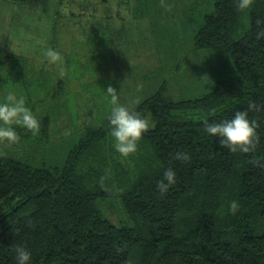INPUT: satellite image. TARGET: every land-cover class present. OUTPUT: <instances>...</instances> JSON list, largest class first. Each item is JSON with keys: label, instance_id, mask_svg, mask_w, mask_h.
I'll return each instance as SVG.
<instances>
[{"label": "trees", "instance_id": "1", "mask_svg": "<svg viewBox=\"0 0 264 264\" xmlns=\"http://www.w3.org/2000/svg\"><path fill=\"white\" fill-rule=\"evenodd\" d=\"M49 20L59 68L46 55L0 50V82L25 95L41 122L38 134L18 127L20 141L0 146V264H16L17 245L32 253L27 264H264V0L245 9L238 0L213 2L193 49L229 54L234 74L193 100L168 101L159 92L146 98L132 111L151 112L155 125L128 156L113 146L110 113L89 104L110 100L105 91L115 80L100 75L109 58L90 50L87 37L68 33L60 42L57 22ZM45 100L55 104L40 106ZM79 107L92 128L75 125ZM237 110L255 121L248 151L205 131V123ZM58 113L78 138L61 165L46 166L34 153L53 138L51 116ZM169 168L175 182L162 192ZM109 198L121 201L130 226L104 217L97 201Z\"/></svg>", "mask_w": 264, "mask_h": 264}, {"label": "rangeland", "instance_id": "2", "mask_svg": "<svg viewBox=\"0 0 264 264\" xmlns=\"http://www.w3.org/2000/svg\"><path fill=\"white\" fill-rule=\"evenodd\" d=\"M214 1L35 0L31 3L44 5L40 7L0 0V50L7 48L18 56L44 57L51 45L50 32L53 36L51 20L42 18L47 14L57 22L56 37L60 42L65 43L68 33L79 40L87 37L90 50L93 47L109 58L100 75L114 78L115 82L110 84L118 91L119 102L130 110L158 92L168 101L193 100L211 92L220 77L234 74L229 54L193 49L195 31ZM87 51L83 48V57ZM55 66L59 68L57 63ZM46 78L55 83L53 76ZM10 90L0 82V98ZM91 101L102 115L110 113V100L94 98L89 104ZM47 102L40 106H46ZM146 117L153 128L152 113L148 112ZM51 121L53 138L34 153L36 161H44L46 166L61 165L78 138L62 114L51 116ZM75 125L79 129L92 128L94 120L86 109L79 107ZM97 206L112 223L131 225L118 198L99 199Z\"/></svg>", "mask_w": 264, "mask_h": 264}, {"label": "clouds", "instance_id": "3", "mask_svg": "<svg viewBox=\"0 0 264 264\" xmlns=\"http://www.w3.org/2000/svg\"><path fill=\"white\" fill-rule=\"evenodd\" d=\"M249 3L250 0H238V6L241 9L247 8ZM45 55L51 62L61 60L62 56L54 48H48ZM117 92L111 84L107 86L105 91L109 95L112 105L108 120L111 125V135L114 137L113 146L115 150L123 156H128L137 151L138 141L152 126V122L149 117L142 116L130 110L125 104L120 103ZM255 103L251 98L248 100L250 108ZM254 126L255 121L250 119L243 110L235 111L231 118L220 122L205 123L204 125L205 131L220 137L222 144L243 151L250 150L255 142L256 132ZM18 127L30 131L32 135H36L40 131L41 122L32 108L28 106L25 95L10 90L3 98H0V143L14 144L19 142L21 136L17 131ZM177 155L187 158L186 153H178ZM175 175L174 170L171 168L165 170L164 180L159 182L162 192L175 182ZM164 181H167V183ZM236 203L235 200L229 199L227 206L228 208H234ZM15 253L16 264H27L32 256V253L22 245L15 247Z\"/></svg>", "mask_w": 264, "mask_h": 264}, {"label": "crops", "instance_id": "4", "mask_svg": "<svg viewBox=\"0 0 264 264\" xmlns=\"http://www.w3.org/2000/svg\"><path fill=\"white\" fill-rule=\"evenodd\" d=\"M33 5H37V6H40V7L44 6L43 4H39V3L33 4ZM33 5L31 4V6H33ZM24 6H25V5H24ZM42 18H44V21L48 20V16H47V14L44 15V17L42 16Z\"/></svg>", "mask_w": 264, "mask_h": 264}]
</instances>
